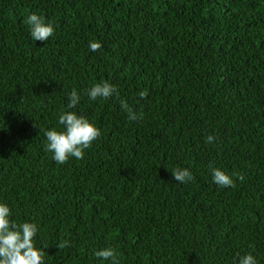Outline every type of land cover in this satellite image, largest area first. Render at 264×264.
I'll use <instances>...</instances> for the list:
<instances>
[{
  "label": "trees",
  "instance_id": "16d2710c",
  "mask_svg": "<svg viewBox=\"0 0 264 264\" xmlns=\"http://www.w3.org/2000/svg\"><path fill=\"white\" fill-rule=\"evenodd\" d=\"M104 81L119 99H89ZM63 111L101 135L58 164L44 133ZM0 203L37 224L44 264H111L105 248L119 264H264V0H0Z\"/></svg>",
  "mask_w": 264,
  "mask_h": 264
},
{
  "label": "clouds",
  "instance_id": "9594fccd",
  "mask_svg": "<svg viewBox=\"0 0 264 264\" xmlns=\"http://www.w3.org/2000/svg\"><path fill=\"white\" fill-rule=\"evenodd\" d=\"M30 28L31 37L35 41H47L54 35L55 27L52 23L46 22L43 16L31 13L24 21ZM101 44L95 41L89 42L91 51H98ZM119 99V91L116 86L104 81L96 83L88 89L89 99L107 100L113 95ZM141 99L149 95L147 89L138 93ZM80 101V96L75 89L69 95L68 109H73ZM121 109L127 114L130 121L143 119L142 113H137L126 100L120 99ZM58 122L63 130L52 128L45 131V150L53 154V160L58 164H64L70 157L83 159L85 149L92 146L101 132L84 116L73 111H63L59 115ZM35 126V125H34ZM215 137L207 136L206 143H213ZM213 182L220 187H235L233 178L219 168H211ZM243 181V175L234 174ZM172 176L179 183H187L194 179L187 168L177 167L172 171ZM11 209L6 203H0V264H44L45 252L35 245V237L38 226L33 222L17 223L10 219ZM69 241L61 240L57 244L58 249L69 246ZM239 255V254H238ZM95 256L103 260H110L111 264H119L116 250L105 248L95 252ZM239 264H257L256 258L251 254L239 256Z\"/></svg>",
  "mask_w": 264,
  "mask_h": 264
}]
</instances>
